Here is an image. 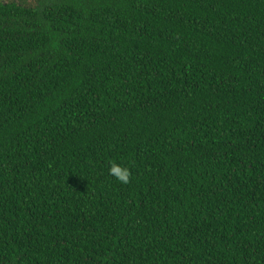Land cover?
Masks as SVG:
<instances>
[{
  "label": "trees",
  "instance_id": "obj_1",
  "mask_svg": "<svg viewBox=\"0 0 264 264\" xmlns=\"http://www.w3.org/2000/svg\"><path fill=\"white\" fill-rule=\"evenodd\" d=\"M0 264H264V0H0Z\"/></svg>",
  "mask_w": 264,
  "mask_h": 264
},
{
  "label": "clouds",
  "instance_id": "obj_2",
  "mask_svg": "<svg viewBox=\"0 0 264 264\" xmlns=\"http://www.w3.org/2000/svg\"><path fill=\"white\" fill-rule=\"evenodd\" d=\"M109 174L121 184H127L130 180V171L127 167H123L117 163H112Z\"/></svg>",
  "mask_w": 264,
  "mask_h": 264
}]
</instances>
